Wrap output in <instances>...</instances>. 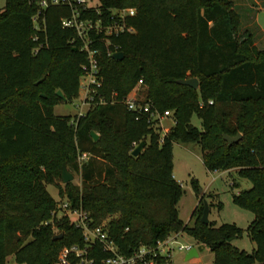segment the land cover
<instances>
[{
    "label": "trees",
    "instance_id": "obj_1",
    "mask_svg": "<svg viewBox=\"0 0 264 264\" xmlns=\"http://www.w3.org/2000/svg\"><path fill=\"white\" fill-rule=\"evenodd\" d=\"M98 7L103 23L111 9L133 8L124 20L133 31L110 35L107 42L90 32L101 86L96 103L75 124L53 112L64 101L57 90L67 102L77 96L86 63L75 31L60 26L67 9H47L37 41L33 4L5 0L0 11V264L9 254L17 263L54 264L62 246L82 244L80 229L52 216L55 201L47 184L59 196L65 193L71 209L88 213L91 226L108 218L104 228L125 255L140 247L158 253L159 242L186 233L213 253L212 264H264V50L252 45V32L240 31L232 0H99ZM83 16L95 20L98 14L89 9ZM115 52L123 58H112ZM191 77L197 89L176 82ZM139 79L143 100L171 111L175 120L161 143L146 118L135 119L122 103ZM99 95L105 103H97ZM193 115L200 128L192 125ZM238 133L236 143L222 138ZM140 141L145 145L132 156L133 142ZM174 142H197L208 171L235 169L251 182L232 197L254 214L246 228L255 243L250 252L231 243L242 234L234 223L200 220L202 198L190 225L179 218ZM84 153L88 157L79 166L76 159ZM62 164L80 171V186L58 185ZM89 256L100 264L108 252L95 244Z\"/></svg>",
    "mask_w": 264,
    "mask_h": 264
},
{
    "label": "rangeland",
    "instance_id": "obj_2",
    "mask_svg": "<svg viewBox=\"0 0 264 264\" xmlns=\"http://www.w3.org/2000/svg\"><path fill=\"white\" fill-rule=\"evenodd\" d=\"M235 9L240 14V31L248 30L252 32V45L259 51L264 50V32L260 31L255 23V14L257 24L264 28V8L258 10L264 6V0H232ZM89 5L98 6L99 0H88ZM5 0H0V9L3 8ZM257 11V12H256ZM81 80L79 81V83ZM144 88L140 85L133 87L132 90L125 96H134L144 98ZM123 103V101H122ZM124 104V103H123ZM92 106L86 99L85 91H83L79 84L77 96L71 101L66 100L58 102L53 112L55 115L68 116L71 123H76V120L84 115L86 111ZM192 125L201 127L200 120L197 116L193 115L191 118ZM160 126L153 125L159 136L164 133H168L173 127L171 119L162 120ZM201 148L197 142H174L172 145V175L174 179L181 185L182 195L176 205L178 216L184 224L190 225L193 221L191 214L194 208L199 205V201L202 198L201 203L206 201L209 206L208 219L215 226H219L222 223H234L240 229L242 234L238 238H234L231 243L237 248L250 252L255 243L250 240L247 235L246 228L253 220L254 214L244 208L239 207L232 201L233 195L238 194L240 191L251 187V182L245 178H241L236 173L235 169L226 171H208L202 163ZM88 157L87 153L78 155L76 161L80 166ZM67 169L73 175L72 183L75 185H81V173L75 171L67 166ZM192 181L197 182V188L193 187ZM65 183L62 180L58 181V185L63 189ZM47 191L53 197L55 201V210L52 213H56L57 218L61 217V213H70L69 210L64 209L62 205L69 202L64 193L63 196L58 195V189L51 184L46 185ZM219 204V205H218ZM108 220L104 219L102 223H106ZM54 228V233L58 232V229ZM190 245L192 248H196L199 252L197 256L185 259L187 250H179V246ZM172 256L170 257L171 264H212L213 253L205 246L197 244L186 233H181L178 237L173 239L171 243ZM162 251H166L165 245L162 247ZM6 264H24L17 263L12 254L6 257Z\"/></svg>",
    "mask_w": 264,
    "mask_h": 264
},
{
    "label": "built area",
    "instance_id": "obj_3",
    "mask_svg": "<svg viewBox=\"0 0 264 264\" xmlns=\"http://www.w3.org/2000/svg\"><path fill=\"white\" fill-rule=\"evenodd\" d=\"M29 4H33L35 12L31 16L33 28L35 30L32 39L37 41L39 39V32L45 31V12L51 7L66 8L68 14L60 17V26L62 28H71L75 31L76 37L81 40L82 44L80 49L86 53V63L81 65V82L80 87L85 91L86 99L88 103H96L94 101V94L101 86V78L99 76V61L97 56L99 51L90 47V32L93 31L97 34H103V40L108 41V36L118 35L121 32H132L133 29L127 26L124 22L126 16H132L134 14L133 8H121L111 9L108 21L103 23L101 20L100 11L98 6H91L88 0H26ZM93 9L98 14L95 20L89 17H84L83 12ZM1 11V9H0ZM45 38V37H43ZM42 44H39L34 48L36 53ZM107 54H110L109 52ZM142 84V80L139 79L136 87ZM211 102V101H210ZM97 103H105L104 98L99 95ZM123 103L128 111H131L135 115V119L145 117L147 123L153 130L156 129L153 125L159 127L164 119H171L173 125L175 120L172 117V112L169 110L158 111L156 108H152L150 102L143 100V98L127 96L124 98ZM164 133L159 137L161 143ZM134 147L137 145L133 142ZM64 209L70 211V213H61V217H66L75 227L81 230L82 244H71L62 246L56 257L54 264H96L95 259L89 256V251L93 249L95 244H98L103 251L108 252V256L100 261V264H171L170 257L172 256L171 243L173 239L178 237L180 233L171 234L164 241L159 242L157 246L158 253L154 249L147 247H140L137 251H134L130 255H125L118 250L114 241L109 237L105 230V223L97 226H91V219L88 213L80 209H71L68 203L62 205ZM52 216L57 218L56 213H52ZM59 219V218H58ZM165 245L166 251H162V247ZM192 247L179 246L178 249L190 250ZM164 258V261H157L156 256Z\"/></svg>",
    "mask_w": 264,
    "mask_h": 264
},
{
    "label": "water",
    "instance_id": "obj_4",
    "mask_svg": "<svg viewBox=\"0 0 264 264\" xmlns=\"http://www.w3.org/2000/svg\"><path fill=\"white\" fill-rule=\"evenodd\" d=\"M112 58L116 59V60H121L123 58V53L122 52H115L112 54ZM178 84H182V85H187L190 86L194 89H197L198 87V80L195 77H191V78H187V79H180L176 81ZM57 96H59L60 98H62L63 100H65V98L63 97L62 93L60 90L56 91ZM91 137L96 140L98 138V134H96L95 132L91 131L90 132ZM222 138L224 139V141H226L228 144H232V143H236L240 140L241 135L240 133H238L235 136H229L226 134L222 135ZM145 145L144 141H140L130 152V154L132 156H137L140 151L142 150L143 146ZM73 179V175L72 173H70L68 171V169L66 168L65 164H62L61 166V180L62 183H67L72 181ZM208 214H209V206L208 203L206 201L203 202V210H202V215L200 220L207 224L209 222L208 219ZM62 236L61 233L55 235V238H60ZM197 252L195 248H191L190 250L187 251L185 259H188L190 257L196 256Z\"/></svg>",
    "mask_w": 264,
    "mask_h": 264
},
{
    "label": "crops",
    "instance_id": "obj_5",
    "mask_svg": "<svg viewBox=\"0 0 264 264\" xmlns=\"http://www.w3.org/2000/svg\"><path fill=\"white\" fill-rule=\"evenodd\" d=\"M262 8H264V6L263 7H260L258 10H260V9H262ZM257 12V11H256ZM255 23H256V25L258 26V28H259V30L260 31H262V32H264V28H261L258 24H257V21H256V14H255ZM196 249V248H195ZM196 252H197V255L199 254V252H198V250L196 249ZM196 255V256H197Z\"/></svg>",
    "mask_w": 264,
    "mask_h": 264
}]
</instances>
